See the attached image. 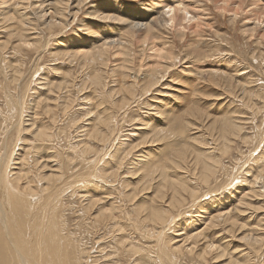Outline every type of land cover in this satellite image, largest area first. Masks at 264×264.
I'll return each mask as SVG.
<instances>
[{"label": "rangeland", "instance_id": "rangeland-1", "mask_svg": "<svg viewBox=\"0 0 264 264\" xmlns=\"http://www.w3.org/2000/svg\"><path fill=\"white\" fill-rule=\"evenodd\" d=\"M18 1L15 0L13 3L15 8H18L15 12L20 13L25 9L30 13L35 12L33 7L35 0H30L33 3V8L28 7V4L26 6L27 2L20 4L21 2L18 3ZM79 1L83 2L84 0ZM112 1L115 2L111 3ZM222 1L224 2V0H189L187 4L191 8L197 9L199 18L202 20V27L192 25L191 29L186 31L185 37H180L174 30H161L162 40L160 41H162V45L157 43V48H171L170 50H174L178 61L177 59L175 63L173 60L170 61L175 64L172 65L171 72L170 70L161 71L162 73L159 75L161 77L158 78H164V81L149 94L145 90L147 82L150 80L149 75L152 73H148V71L150 68V71L155 69L154 67H157L156 63L160 59L148 45L145 47L140 44L142 46L140 47L136 44L131 50V55L134 56L130 55L131 61L129 60V62L133 63L131 69H136V72L142 69L140 70V77L137 79H124L126 73L124 74L122 70L117 71L118 65L120 66L123 62L122 55L116 50L110 52L111 58L108 60L109 68L107 71L110 70L111 76L108 81L106 80V89L96 83L97 78L94 74L97 70L96 67L85 69L84 65L80 63L81 61L77 62L79 59L74 60L69 55L65 56L64 59L62 55H66L69 50L74 51L70 46L72 42L91 44L97 38H99L98 41L104 40L107 34H114L115 32L122 38L128 31V27L124 24L128 19L122 13H119L118 16L125 21L124 23L117 20L105 23L91 20L90 16H87L91 12L89 3L93 2L96 6L100 5L99 7H111L116 3L122 9L131 10L133 8L136 10L138 5L150 6L157 0H90L86 1L87 3L84 1L82 5L84 7L76 21L73 23V17L69 18L70 26L68 28L57 27L53 32L45 31L44 34L38 35L43 47L38 54L31 52V49L16 52L12 46L13 43L4 45L3 43L8 40L12 30H8L7 26L6 29H0V88L5 86V77L9 79L8 81L13 79L14 71L11 66L21 64V81L24 80L23 83L25 84L27 82L32 83L31 90L27 92L24 99L27 115L25 118L29 119L28 116H33L30 126L25 127L24 123L18 128L13 127L5 135V138L3 134H0V149L2 150L6 144L7 147L10 146L18 140L19 146L14 162H19L24 156V149H27L34 140L37 130L51 131L55 135L53 138L54 141L56 140L54 154H49L53 150L48 147L49 152L39 156L47 158L46 164L49 166L50 162L53 161L52 156H56L57 164L62 165V168L60 169L58 166L55 169L64 171L80 180V184L70 187L63 195L62 200L65 206L63 205L61 214L67 234H71L72 238L77 240L78 244L85 250V261H94L92 264H132V257L127 253L124 254L123 251L125 250H122L119 255L115 253L120 249L121 243L124 242L126 247L134 246L136 250L142 251L139 256L142 257L141 264H154L153 262L156 261L154 259L156 253L154 252H159V247H154L156 243L154 240L143 237L142 227H148L149 223L143 222L142 215L144 214L141 211L151 208L153 204H161L154 199V194L156 191L164 189L161 188L159 181L160 177L165 174L162 170L168 167L169 160L173 159L176 150L181 149L183 145H186L185 147H188L195 156H198V152L210 154L208 149L214 148V153L217 151L215 154L203 155L204 158L201 159L216 160L219 165L209 185L202 184L201 181L197 184L192 183L193 186L201 189L198 198H203L204 194L210 196L207 198L204 196L202 201H197L195 208L190 209L186 215L178 218L175 225H172V231H168L164 237L165 242L171 241L170 245L173 243L177 246L181 245L182 241L180 240L186 237L185 235H181V237L176 235L192 234L191 231L198 232L205 228L206 220H202L205 218H203L205 215L202 214L203 209L208 208L213 214L218 208L228 211L230 208L236 207L242 196L250 192L248 190L253 189L250 188L251 183H247L246 180L250 182L258 171L264 170V40L261 38L264 35V0H253L256 3H249V6L247 2L244 3L245 0H228L229 3L225 9H222L224 7ZM0 2L4 4V7L0 8V12L5 13V15L10 12L5 17L13 18L17 22V18L12 16L14 15L12 14L14 7L10 6V2L13 0H0ZM239 5L242 6L241 10H238ZM9 6L12 7V11L6 10ZM146 11L147 16L151 17L153 14L151 9ZM235 13L238 16L233 21ZM47 14L45 20L47 22L55 17L53 12ZM94 22L98 23L100 27H95ZM43 24L44 22L37 21L39 28ZM84 25H88L94 33L86 31ZM118 29L120 30L118 31ZM112 54L115 55L112 56ZM176 56L174 57L176 58ZM25 58L28 59L24 60ZM66 58L71 62L68 61L67 63ZM121 58L122 60H120ZM163 63L165 66L167 65L165 62ZM162 66L164 65L162 64ZM132 73L131 76L134 75ZM119 75H123L121 79ZM43 82L48 83V88L44 86L46 90H41ZM67 82H69L68 85ZM70 82L73 84L71 85ZM128 82L134 85L138 84V89L133 95L134 97L131 98L133 100L131 103L128 99L123 98V93L120 92L121 88L125 87L124 85H127ZM36 86L38 87L36 88ZM74 87L76 88L74 89ZM54 91L58 93L56 94ZM0 99V107L5 111L3 106L5 99L3 97ZM38 101L40 104L36 107ZM43 107L50 109V114L42 111ZM196 109L204 115L203 125L205 129H202L201 132L203 133L200 132L195 135L200 130H194V128H199L200 125L189 126L188 124L195 121L188 119L190 118L188 114ZM1 116L0 127L3 119ZM108 117L117 120L116 131L112 138L105 135L109 139L107 140L108 143H102L103 136L98 137L100 133L96 137H92V135L98 131L97 123L99 120L105 119L107 121ZM229 119L239 127L240 130L237 131L240 133L239 138L228 137L227 139L226 136L224 139V136L220 135V127ZM32 123L34 126H31ZM146 124L148 125L147 128ZM141 128L142 130H138ZM162 129L164 130L162 135L155 133ZM180 129H185L183 139L182 135L179 134ZM2 130L3 128H0V132ZM60 133L62 134L60 135ZM212 137L220 138V143L214 142ZM194 139L195 141H192ZM156 140L158 142H154ZM157 143H159L158 146H154ZM225 144H228L227 147L229 146L225 151L226 153L222 151L225 149ZM82 147L83 149H81ZM157 148L160 150L159 152H157ZM143 154L145 157L149 156L150 163L154 161L156 163L151 171H149L150 167L148 168L147 164L136 163L139 156L140 158L141 155L144 156ZM124 155H127L125 160L122 158ZM159 160L162 162H157ZM201 168L202 165L199 166L195 162L192 164V168L190 167L194 176L197 173L196 178L199 180H201ZM48 170L42 174H49ZM167 175L173 180L180 177V175L177 176L172 172L170 174L167 172ZM151 178H154L155 182H152ZM156 179L158 180L156 181ZM82 180H86V183ZM144 181L147 185L144 184ZM92 197L97 199V202L95 205H91V203L88 205L89 198ZM212 198L217 199L212 201ZM260 198L259 196H249L244 201L248 205L244 209L240 208L241 212L234 211L233 215H240L241 217L239 216L238 227L233 229L231 235L228 233L221 236V229H219L220 231H213L212 236L215 237L212 242L221 245L222 248L225 247L224 251L220 247L218 251H214L212 256H207L205 260L197 259L196 256L189 255L185 251L176 252V255L173 254L174 259L176 258V264H228L230 261L264 264V245L258 251L244 239V236L254 234L256 230H259L258 228H262V231L259 232H263L260 235L264 237V198ZM188 203L186 206L192 204L190 201ZM112 206L117 208L116 218L117 221L119 220L113 225L112 221L108 222L103 217L101 220L99 216L101 209L112 208ZM247 207H251L252 210H248ZM244 210L246 211L244 212ZM171 212L175 213L174 210ZM196 214L198 215L196 217H201L195 218L194 215ZM96 220L98 221L95 222ZM196 220L201 221L195 222ZM216 232L220 233V236ZM177 241L180 242L175 243ZM160 244L163 246L161 242ZM89 255L91 259H87ZM216 256L221 257L214 259Z\"/></svg>", "mask_w": 264, "mask_h": 264}, {"label": "bare ground", "instance_id": "bare-ground-1", "mask_svg": "<svg viewBox=\"0 0 264 264\" xmlns=\"http://www.w3.org/2000/svg\"><path fill=\"white\" fill-rule=\"evenodd\" d=\"M14 1L15 0H13V2H10V6L14 7V11H12V7L10 6L7 7L6 10L7 11L11 10L13 12L12 14L14 15L12 16L17 18V22H15L13 18L5 17L6 15L10 14V12L7 13L6 15L5 13L0 12V26H3V24H6L4 27H0V29L1 28L6 29L8 27V30L10 31L12 30V32H10V37L3 44L5 45V44L13 43L12 46L16 52L24 51V50L27 51L28 49H31L32 50L31 52H35L36 54H38L43 49L42 44H41L42 41L41 39L39 40L40 36L38 35H40V33L44 34L45 31L53 32V30L57 29V27H63L64 29L68 28V26H70L69 18L73 17V23H74L76 21V18L82 12L81 10L84 7V6L82 7L84 1L88 2L90 0H84L83 2L79 0H35L36 2H34L35 4L34 6H33V3L30 2V0H19L21 3L17 0L18 3L20 4H23V2H27L26 6L28 4V7L30 8L34 7L35 9L34 13L33 11L30 13V11L26 9L20 13L18 11L15 12V10H18V8H15L13 4ZM188 1L189 0H172V1L167 0L166 2V0H157L156 3L153 2L151 3L150 6H147L144 4H142L143 6L138 5V8L136 10L133 8H131V10L122 9L116 3H114L113 5L111 4L112 5L111 7H107V6L99 7L100 5L96 6L93 4V2H91L89 3L90 4L89 8H91V12L87 15V16H90L91 20L100 21L104 23L108 21L115 22L114 20H117V21H122L124 23L125 21H123L118 16L119 13H122L128 19V21L124 23L128 27V31L122 38L118 36L117 32H115L114 34H111V33L107 34L104 40L100 39V41H98L99 38H97L96 40H94L95 42L91 44L72 42L70 46L71 48H73L74 51H71V50H69L68 52L66 51L67 52L66 55L63 54L62 57L65 59V56L69 55V57H71L74 60L79 59L77 60V62L79 63L81 61L80 63L84 65L85 69L96 67L97 70H95V73H94L96 74V78H97L96 83L99 86H103V88L106 89L107 88L106 80L108 81L109 77L111 76L109 72L110 70L107 71V69L109 68L108 60L109 58H111V56H109L110 52H113V50H116L117 53H120L122 55L123 62H121L120 66L118 65L117 71L122 70L124 74L126 73L124 75V79L126 78L137 79L138 77H140V70L142 69L139 68L140 70L138 72H136V69L135 70L131 69V65L133 64L129 62V60L131 59L130 58L131 50L132 48L134 49V46H136V44H138L140 47H142L140 44H143V46L145 47H147L146 45H148L151 47L152 51H155L158 58L160 59L158 63H156L157 67H154L155 69H153L152 71H150L151 69L150 68L148 71V73L149 72L152 73V75L148 74L150 77V80L147 82V87L145 90L149 94L158 84H161V82L164 81V78L159 79L161 77V76L159 77V75L162 73L161 71L170 70L171 72V67H173L175 64H172L173 62L171 63L170 61L173 60L175 63L177 59V56L174 54L175 52H173L174 50L172 51L170 50L171 48L170 49L169 48L166 49L164 47L162 48L158 47L159 49L157 48L156 46L157 43H160L162 45V41H160L162 40L160 36L161 30H168V31L174 30L178 33L180 37H185L186 31L191 29L192 25H195L197 27L200 26V28L202 27L201 26L202 20H200L199 18L197 9L191 8L187 4ZM113 2L115 1H112L111 3ZM246 2L248 6L250 5L249 3L251 4L256 3V1H253V0H245L244 3ZM222 3L224 5V7L222 6L223 7L222 9H225L226 5H228L229 2L228 0H224V2L222 1ZM20 4H19V7H20ZM1 7H4V4L2 2H0V8ZM147 9L149 10L151 9V12L153 13L151 17L147 16L146 14ZM241 9H242V6L239 5L238 10H241ZM47 11L49 13L53 12L55 14V17L50 19L51 21L48 20L49 22L45 21L48 15ZM234 16H235L234 20L232 18L233 21L237 19V16H238L237 13H235ZM37 21L44 22L41 28L37 26ZM93 24L95 27H100L98 23L96 22H94ZM84 27L86 31L94 33L91 31L88 25H84ZM119 30L120 29H118V31ZM261 38H263L264 40V35H262ZM99 42H101V44H99ZM7 49L8 48L6 46V50ZM140 49L142 50L143 48H140ZM114 55L112 54V56ZM174 56H176V58ZM27 59L25 58L24 60H27ZM120 60H122V58ZM68 61L70 60L67 59V63ZM141 61H144V59L143 60L141 59ZM163 62H165L167 65H170V67H167V65L165 66ZM142 64L144 63L142 62ZM162 64L164 66H162ZM11 68L14 71L12 81H8L9 79L5 77V86L3 88H0V93H1L0 97H3L5 99L4 105H3L5 107V111H3V108L0 107V116L4 114V116H1L3 117V119H2V125L0 128H3V130L0 132V134H3L4 138H5V135L8 134L10 130H12L13 127L18 128L24 123H25V127H28L30 126L31 120L33 119V116L32 117L28 116L29 119L25 118L27 115H26V108H24V99L26 97L27 92L31 90L32 83L27 82V84H25L23 83L24 80L21 81V74H22L21 64L19 63L14 64L11 66ZM79 68H82V67L79 66ZM130 71L133 72V73L131 72L132 74H134L133 76H131ZM120 75H119V78L121 79L123 75L122 76ZM42 84L43 85H42L41 90H46L45 87L48 88V85H47L48 83L43 82ZM68 84L69 82H67V85ZM70 84L72 85L73 83L70 82ZM128 84L130 83L128 82ZM127 85H124L125 87H122L120 92L123 93V96H124L123 98L128 99V101L131 103V100H132L131 98L134 97L133 95L136 93L138 89V86H137L138 84L134 85L131 83L129 86ZM37 87L38 86H36V88ZM83 87H82V90H83ZM13 88H15V91H13ZM75 88L76 87H74V89ZM71 91L72 90L70 89V92ZM54 93L57 94L58 92L54 91ZM56 94L55 96H57ZM39 104L40 102L38 101V103H36V107H38L37 105ZM42 111H44L46 114H50L51 112L50 109L44 108V107ZM188 116L190 117L188 119L195 121V122L192 121V123H190L191 125L188 124L189 126H192L194 124L200 125L199 128L198 127L194 128V130H200L199 132L197 131L195 135L200 133L202 129L203 130L205 129L203 125L204 115L203 113H201L200 110L198 109L193 110L189 112ZM115 118L108 117L107 121H105V119H100L99 123H97L98 131H95L92 137L94 136L96 137V135L100 133L98 137L103 136L102 139L100 138L101 142L108 143L107 140L109 139L107 137L110 136L112 138L115 135L116 125H117V120ZM172 120H173V117H172ZM231 122L232 121L229 119L225 121L224 124L220 127L221 132L219 131V133L220 135L224 136V139L226 136H227V139L228 137L232 138V137L240 136L239 135L240 133H238L240 130L239 127L236 125V123H233V122L231 123ZM3 125L4 127H2ZM31 126H34V124L32 123ZM147 126L148 125L146 124V128ZM138 130H142V128ZM184 130L180 129V132H179V134L182 135V139L185 136ZM155 133H157V135L158 134L162 135L164 133V130L162 129ZM183 133H184V136H183ZM61 134L62 133H60V135ZM105 135L107 137H105ZM54 136L55 135L51 131H47L43 129L37 130L36 135L34 136V140L28 146L27 149H24V152H25L24 156L19 160V162H14L15 161L14 157H15L17 148L19 146V144L17 143L18 140L16 142H13L8 147L6 144L5 147H2V150L0 149V264H92V262H94V261L84 260V256L86 254L85 250L82 248V246L78 244L77 240L72 238L71 234H67L65 222L62 220L61 210H63V205L65 206V204L63 203L62 197L70 187H75L78 184H80L79 183L80 180L77 177H73V175H69L68 173L66 174L64 171H61V170L58 171L57 169H55L58 166H60V169L62 168V165L57 164L56 156H52L53 161L50 162V166L46 164L47 158L39 156L40 154L49 152L48 147H50V149L53 150L49 154H54V148H55L54 144L56 141V140L54 141L53 139ZM132 136H135V135H132ZM219 139L212 137V140L217 143H220ZM192 141H195V139ZM154 142H158V140ZM158 144L159 143H157V145H154V146H158ZM226 145L228 144H225V149L222 150L221 148V150L224 151V153H226L225 151H227L229 147V146L227 147ZM185 146L186 145H183L181 149L176 150L175 156L173 157V159H170L169 164H167L168 167L162 170L163 172H165V174H163L160 177L159 181L162 186L161 188H164V189L162 191H156V194H154L155 195L154 199L160 202L163 206L161 204H158V205L153 204L151 208L141 211V213L144 214L142 215V217L144 218L143 222L149 223L148 227L147 226L146 228H144V226L142 227L143 228L142 232L144 235L143 237L154 240L157 243V244L155 243L154 247L155 246L159 247V252H154L156 253L154 256V259L156 260L153 262L154 264H163V263L164 264H176L175 262L176 258L174 259L173 254L176 255L175 254L176 252H183V251H185L189 255L196 256L197 259L199 258L202 260H205L207 256H212V254H214V251H218L221 247V245H216L214 244V242H212L215 237L214 235L212 236L213 231L221 229V232H222L221 236L224 234H228V233L231 235L233 229H235V227H238V221H239L238 218L241 217L240 215H239L240 217L238 215L235 216L233 215V213L237 211L241 212L240 208L244 209V207L248 205L244 201L247 198H249V196L250 197L259 196L261 198H264V170H260L258 171L256 175L253 176V179L250 180V182L249 180H246L247 183L249 184L251 183L250 188L251 189L253 188V189L248 190L250 192L245 193L242 196L241 201H239L236 207H234L235 206L234 205L233 206L234 208L233 209L230 208V210L228 211L226 209L223 210V208H218L217 210H215L216 212L213 214H212V211L211 210L209 211L208 208L207 209L202 208L203 209V210L201 209L202 214L205 215L203 216V218L204 217L205 218L202 220L203 221L206 220V223H204L205 224L204 229L198 232L191 231L192 234L182 233V234L176 235L178 237H181V235L186 236L185 238L180 240L182 241L181 245L177 246V245H174V243L173 245H170L171 241L165 242V239H164L165 234H167L168 231H172V225H175L178 218H181L183 215H186L188 211H190V209L195 208L197 201H202L204 199L205 194L203 198H198V196L200 195L199 193L201 189L200 187L197 188L193 186V184L200 183L201 181L202 184L209 185V182L211 178L215 176L216 170L219 165V162H217L216 160L215 162V161H212L211 159L209 160L201 159V158H204L203 155L204 156L212 155V153H214L213 151L214 148L211 147L210 149H208L210 154H207L208 152L205 150L207 153L198 152V156H195L188 149V147H185ZM205 147L207 148V146ZM81 149H83V147ZM170 150L172 152V147ZM159 151L160 150L157 148V152ZM75 152H78V150L77 151L75 150ZM127 155H124L122 157L123 160L127 158ZM148 158L149 156L145 157V155L144 156L141 155V158L139 156V160L138 161L136 160L137 162L136 161L135 162L136 163L139 162V164L141 163L147 164V167L148 168L150 167L149 171H151L152 167H154L156 163H154L155 161L153 163H150V159ZM157 162L160 163L162 161L159 160ZM192 162L193 163L195 162L197 165L199 164V166L202 165V168H201L202 172L200 176L201 180L196 178L197 173H195V176H194V174L191 172L190 167L192 168V164H193ZM48 168L50 169L48 170ZM15 170H18V171H15ZM45 170H48L50 173L42 174V172H45ZM167 172H169V174L170 172L175 173L177 174V176L180 175V177H178V179L173 180L170 176L168 177ZM91 177L92 175L90 176V178ZM98 177L100 178V176ZM163 177H164V180H162ZM150 180H152L153 182L155 179L151 178ZM157 180L158 179H156V181ZM144 184H146L145 181H144ZM106 187L108 188V186ZM131 193L133 192L131 191ZM145 194L147 193L145 192ZM209 196L210 195L208 194L207 196H205V198ZM216 199L217 198H214V199L212 198V201H216ZM189 201H190V204L192 203L193 205L191 204L190 206H186L189 204L188 203ZM96 202H97V199H93V197L89 198L88 205L90 203L91 205H95ZM250 209L251 207L248 210ZM173 210L175 211V213L173 212L174 214L171 212ZM245 211L246 210H244V212ZM117 212H118L117 208H113L112 206V208L101 209L99 211V216L101 217V220L104 218L108 222L112 221L113 222L112 225H113L119 221V220L117 221V218H116L118 214ZM194 216L197 219L201 217V216L196 217L198 216L197 214ZM97 221L98 220H96L95 222ZM198 221H201V220H196L195 222H198ZM138 227L140 228V226ZM258 229L259 230H256L254 234H249L247 236H244V239L247 240V242H250L251 246L254 247L255 249H258L259 251V249H261V246L264 245L263 244L264 237L260 235L263 232H259V231H262V228H258ZM218 232L216 233L217 235L220 236V233ZM180 241H177L175 243H178ZM160 242L163 244V246L160 244ZM160 245L162 246V248L160 247ZM224 249L225 247L222 248L223 251ZM122 250H125L123 251L124 254L127 253L128 255L132 257V260H133L132 264H141L140 260L142 257H139V256L142 251L136 250L134 246H131L130 248H128L126 247V244L124 242L121 243L120 249L115 251L116 255H119V253ZM90 255L88 256L87 259H91ZM220 257L221 256H216L214 257V259H220ZM248 262L235 263L233 261H230L228 264H233V263L234 264H250L251 263V262L250 263Z\"/></svg>", "mask_w": 264, "mask_h": 264}]
</instances>
